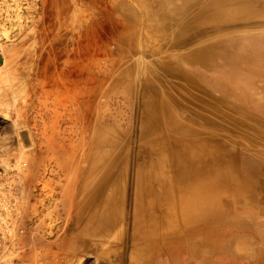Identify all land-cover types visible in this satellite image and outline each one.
Masks as SVG:
<instances>
[{"label":"rangeland","instance_id":"obj_1","mask_svg":"<svg viewBox=\"0 0 264 264\" xmlns=\"http://www.w3.org/2000/svg\"><path fill=\"white\" fill-rule=\"evenodd\" d=\"M150 1L0 0V254L8 260L134 264V232L141 228L135 220L146 207L138 205L142 147L161 131L146 109L150 80L163 78L185 99L184 81L171 73L170 59L191 46L183 47L174 37L207 0L170 25L162 22L172 16L171 8L186 2L177 0L163 9L167 0ZM249 10L262 12L264 4L253 1ZM246 30L260 34L264 22L257 19L232 31L244 38ZM205 34L201 30L196 36ZM215 94L219 97L220 92ZM229 100L234 105H222L221 110L231 112L241 104L250 115H227L213 108L211 113L223 118L226 128L220 132L241 148L263 155L264 111ZM179 107L184 116H195L187 103L181 101ZM156 187L160 193L161 186ZM182 198L177 195L167 204L175 215L185 212ZM255 201L264 207V196ZM162 205L155 209L163 210ZM102 206L118 216L110 232L116 244L97 250L100 231L89 219ZM81 216L88 221L75 223ZM246 224H228L223 236L230 242L244 240L232 249L229 243L230 250L205 245L203 233L177 240L169 246V264H264V224L252 219ZM221 235L219 230L209 238ZM82 237L90 241L83 245ZM197 248L207 253L196 256Z\"/></svg>","mask_w":264,"mask_h":264},{"label":"bare ground","instance_id":"obj_2","mask_svg":"<svg viewBox=\"0 0 264 264\" xmlns=\"http://www.w3.org/2000/svg\"><path fill=\"white\" fill-rule=\"evenodd\" d=\"M253 1L259 5L264 4V0H207L205 4L197 6L190 23H186L181 33L177 36L175 34L176 42L181 41L183 47L188 44L191 46L188 52L177 51L170 59L173 64L171 73L184 81L180 84L185 99H179L177 91L163 78L154 82L150 80L146 109L149 117L158 121L161 131L160 136L158 134L142 147L138 205L146 207L142 210L143 217L135 220L141 228L134 232V237L138 238L133 249L134 264H169V246L181 238L196 236L198 233L205 235L203 243L214 250L219 251L222 247L229 249V243L233 244L232 249L235 244L244 243V240L234 238L230 242L229 238L223 236L229 223L241 228L247 226L246 223L251 219L257 224H264V207L255 204L259 196H264V154H255L241 148L238 142L234 143L227 134L221 133L220 130H226L222 124L223 118L220 120L211 113L213 108L221 110L222 105H234L229 98L264 111V31L256 34L246 30L244 38H238V33L232 31L240 25L248 26L257 19L264 22V10H249ZM176 2L167 0L161 7L168 8V4L174 5ZM199 2L184 0L185 6L172 7V16L162 24L170 25L182 20L186 11ZM144 7L147 11L151 9L147 3ZM131 15L135 17L133 12ZM201 30L206 34L197 37L196 34ZM215 91L220 92L219 97ZM181 101L193 109L195 116L182 114L179 107ZM237 105L231 112L221 111L227 115H250L245 107ZM92 135L94 146L100 149L98 137ZM56 137L54 134L50 138L53 140ZM249 153L255 162L250 159ZM157 185L161 186L160 193L157 192ZM177 195H182V203L186 205L182 215H175L174 209L167 206L170 199ZM158 204H163V210L155 209ZM201 204L207 205L208 209L202 210ZM92 210L95 211L94 208ZM86 220V217L81 216L74 222L80 224ZM90 222L100 231L95 243L96 249L106 250L113 244L110 232L118 222V216L111 215L102 206L94 216L92 213ZM219 230L222 231L220 237L209 238ZM80 241L84 245L90 239L82 237ZM206 253L207 250H194L196 256Z\"/></svg>","mask_w":264,"mask_h":264},{"label":"built area","instance_id":"obj_3","mask_svg":"<svg viewBox=\"0 0 264 264\" xmlns=\"http://www.w3.org/2000/svg\"><path fill=\"white\" fill-rule=\"evenodd\" d=\"M0 264H20V263L16 262L15 260H8L3 254H0Z\"/></svg>","mask_w":264,"mask_h":264}]
</instances>
